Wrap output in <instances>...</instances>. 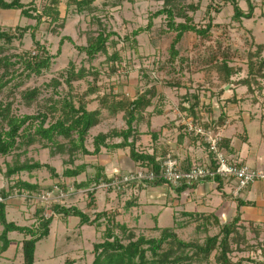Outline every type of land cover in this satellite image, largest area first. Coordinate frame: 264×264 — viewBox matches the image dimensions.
Listing matches in <instances>:
<instances>
[{
	"label": "rangeland",
	"instance_id": "374dc122",
	"mask_svg": "<svg viewBox=\"0 0 264 264\" xmlns=\"http://www.w3.org/2000/svg\"><path fill=\"white\" fill-rule=\"evenodd\" d=\"M21 1L29 3L31 0ZM235 1L245 11L248 10L249 1L254 4L251 20L245 18L242 24L233 19L232 0H183L185 5L192 3L198 6L195 11L186 9L195 24L205 26L211 20L212 28L207 38L199 37L194 32H186L176 46L179 53L172 61L170 45L175 32L167 31L165 15L154 17L153 25L149 29L138 35L133 33L139 28H147L152 14L162 8V1L95 0L90 9L78 13L74 8L67 11L66 0H62L59 9L61 18L65 20L64 24L50 23L45 19L36 32V39L53 56L50 68L39 75L16 76L0 91V100L3 103L11 102L13 113L18 115L49 111V107L55 101L57 110L53 113L54 116L49 111V117L54 118L61 114L64 98L72 95L73 102L77 104V94L86 92L91 84H96L99 92L86 97L90 100L87 105L90 110L98 107L99 100L96 98L98 95L114 94L121 98L122 96L134 98L138 91L154 87L156 93L147 110L156 118L153 119V125L144 123L146 118L139 123L141 145L137 146V149L151 152L156 148L160 153L161 147L166 146L171 156L177 153L180 155L181 147L177 141L184 133L182 126L188 121L191 122L195 116L198 118L201 116L204 118L203 121H207L204 110L208 105L206 103L210 102L216 113H219V106H222L217 98L212 97L213 95L210 97L211 92L215 93L226 85L218 80L216 71H211V76L206 72L210 58L216 56V60L220 61L223 58L222 54L229 49L227 53L232 58L231 66L242 68L233 80L252 78L248 66L249 53H256L259 44L264 46L262 43L264 0ZM41 2L43 0H37V6H40ZM0 22L2 28L8 31H14L17 26L35 24L34 20L21 16L20 11L16 10L0 11ZM101 30L112 32L107 43V53H99L93 59H89L85 52L77 49V46H86L89 39L95 37ZM62 37H70L72 41L65 39L61 44ZM59 48L61 51H58ZM36 50L29 31L22 39L4 45L0 57L11 56V60L14 61L18 59L15 54L23 56ZM115 55L117 57L113 59ZM253 60L257 62L255 66L260 60H264V47L259 55H254ZM19 66L15 67L18 69L17 74L22 71ZM72 67L76 71L84 69L86 77L75 80L70 87L66 78ZM2 71L3 69H0V73ZM54 80H58L61 85L55 86ZM19 82L20 85L16 86ZM33 88H39L40 93L31 105H27L22 93ZM195 96L199 97V104L193 108L195 111L188 119L183 111L184 108L189 109L192 104H197ZM159 110L161 113L157 114ZM102 114L103 122L90 130L86 144L89 150H93L92 140L99 132L126 126L123 112L110 118L107 110ZM120 140V137H114L109 141ZM52 150L50 147H44L43 143L35 142L31 146L23 145L9 155H0V196L2 189L17 179L38 184L42 190L36 194L39 196L38 201L33 198L35 195L31 194L28 197L27 190L22 194L13 190L5 200L8 220L21 225H32L38 220L37 210L42 208L45 216H50L53 214L52 205L59 203L62 206L81 209L91 220L99 213L107 212L114 216L115 222L126 224L133 230L136 237L141 235L158 237L159 228L174 226V218H177L185 224L176 227L182 239L203 241L207 235L218 234L222 224L232 219L225 215L221 217L222 223L212 220L209 224L202 225L200 220H193L194 217L181 215L178 205L173 204L170 215L162 214L166 205L162 203L160 196L150 195L149 187L152 184L131 183L113 189L104 185V182L109 180L96 181V175L101 168L107 179L148 168L140 163H137L136 167L131 163L129 168L131 161L128 158V149L110 151L103 148L100 156L79 152L69 154L67 151L58 152L56 148L54 149L56 152L53 153ZM15 160L38 162L42 167L21 171L7 180L4 177L7 164H14ZM78 167H83L78 175L72 177L62 175L66 168ZM92 190L94 201L89 194ZM106 218H108L106 215L99 218V224H82L79 217L54 214L49 236L37 243L35 264H91L94 258V245L105 239ZM2 230L3 226L0 223V233ZM239 231L246 242L241 243V249L233 244V251L229 254L231 259L233 261L243 259V264H264V227L241 223ZM10 237L12 240L10 247L7 251L0 252V264H22L20 242L24 236L14 232ZM202 264H215L214 257L212 256L211 263Z\"/></svg>",
	"mask_w": 264,
	"mask_h": 264
},
{
	"label": "trees",
	"instance_id": "16d2710c",
	"mask_svg": "<svg viewBox=\"0 0 264 264\" xmlns=\"http://www.w3.org/2000/svg\"><path fill=\"white\" fill-rule=\"evenodd\" d=\"M94 1L95 0H66V9L68 11L70 8H74L76 12L81 13L90 9ZM158 1H162V8L152 14L147 28L135 30L133 32L134 35H138L146 29H149L153 25L154 17L165 15L167 31L175 32V37L170 45V57L172 61L179 53L176 46L186 32H194L199 37L203 38L209 36L212 28V21L210 20L205 26H199L193 22V17L186 11V9L193 11L197 10V5L192 3L185 5L183 4V0ZM36 3L37 0H31L29 3H24L21 0H0V10L20 11L21 16L35 21L34 25L29 24L24 27L17 26L14 31L3 29L0 22V52L4 49V45H9L16 39H22L29 31L37 49L36 52H27L23 56L15 54V57L18 59L14 61L11 60V56L4 55L0 57V69H3L0 73V91L18 75H39L44 70L50 68L53 56L46 47L41 45L36 39V32L45 19H48L50 23L59 25L60 23L61 25L64 24L65 20L61 18V9H59L62 0H43L40 6H37ZM232 3V17L236 22L242 23L243 19H250L253 17L255 7L251 1L248 2L247 11L241 8L237 1L232 0ZM177 18H181L182 20L177 21ZM111 34L112 32L101 30L95 37L89 39L86 46H77V49L85 52L89 59H93L99 53L106 54L108 47L107 43ZM65 39L72 41L70 37H62L60 43L63 44ZM257 49L258 51L256 53H249L251 59L249 58L248 66L252 78L246 77L233 80V78L241 72L242 68L231 66L230 61L232 58L227 53L229 49L222 54L223 58L220 61L216 60V56H212L210 58V63H208L209 66L206 68V72L211 76L210 72L213 70L216 71L218 80L221 83L247 85L251 91L252 85H259L261 88L259 79H264V60H260L258 65L255 66L257 62H254L253 57L254 55L257 56L260 54L263 45L259 44ZM58 51H61V48H59ZM116 57L115 55L113 59ZM211 60L213 61L211 62ZM17 65H20L19 67L22 68L19 74H17L18 69H15ZM85 77L86 74L84 69L76 71L72 67L68 72L66 82L72 87V82L85 79ZM54 81L56 82L55 86L61 85L58 80ZM19 85L20 82L16 84V86ZM221 91H223V88H221ZM98 92V86L96 84H91L86 92L77 94V104L73 102L72 95H69L64 98L61 114L54 118L49 117V111L52 112L53 115L57 110L55 101L53 105L49 107V111L18 115L13 113L11 102L3 103L0 100V155H9L14 150L20 149L23 145L31 146L35 142L43 143L44 147L52 148L53 153L56 151H67L69 154L79 152L82 154L99 155L103 148L110 151L128 149L129 156L134 163H140L154 171H159L161 162L165 160L167 156L157 159L156 154H149L137 149V142L139 141L138 126L146 116L145 113L152 103L156 88H146L144 91H138L134 98L124 96L121 98L114 94L111 96L106 94L101 96L98 95L96 96L99 100L98 107L93 110L88 109L87 105L90 100H87L86 97L89 94ZM39 93V88L27 89L22 93V98L27 105H31L37 99ZM195 99L197 104H192L189 109L184 108V111L189 112L187 113L188 116L194 113L195 110L193 111V108L199 104V97L195 96ZM224 105L223 103L220 107L221 112L216 120L211 116L208 121H203L201 116L199 118L195 116L191 121L194 124H200L206 128H212L217 131L219 125H223L224 122V117L222 116ZM104 110L110 113L109 116H115L117 113L123 112L124 118L126 119V126L121 129L113 128L106 132H99L93 137V150H89L86 144L90 130L103 122L104 116L102 112ZM157 112L159 113L161 111L159 110ZM191 134L199 138L208 148L207 142L201 136L195 135L193 132H191ZM114 137H120L121 140L119 142L109 141ZM222 145L223 142L221 141L220 146L223 148ZM55 148L57 149L56 151L54 150ZM192 165H188L184 169H181L189 170ZM41 167L42 165L38 162L30 163L28 161L19 162L15 160L14 164H7L4 177L10 180L13 175L21 171H31ZM82 169L83 167H78L76 169L66 168L62 175L67 177L76 176ZM102 172L101 168L96 175V181L98 179L109 180V182L113 180V178L107 179ZM215 180L218 181L219 184L224 181L220 177H216ZM145 183H155L156 185L167 183L172 185L163 179L145 181ZM132 184L143 185L144 183L132 182ZM187 186L188 185L183 183L174 187L180 192ZM39 188L38 184L17 179L13 184H8L3 188L0 196V223L3 226V230L0 233V252L3 253L10 247L12 241L10 237L11 233L23 234L24 237L20 242L23 258L22 264H35L37 243L49 236L50 225L53 221L54 214H61L66 217H79L82 224H99V218L105 215L108 217L106 218L105 239L94 245V258L91 264H202L204 262L211 263L212 256L214 257L215 264H243L244 262L243 259L233 261L229 256L233 251V244H236L238 249H241V243L246 242V239L239 231V226L243 223L239 210L231 221L222 224L221 231L218 234L211 236L207 235L203 241L200 239L189 241L182 239L178 235L176 228L185 225L180 220H176L174 226L159 228L160 235L158 237H145L143 235L136 237L133 230L128 228L126 224L115 222L114 216H110L107 212L99 213L95 219L91 220L89 215L81 209L74 206H62L59 203L52 205L53 214L50 216H45L42 208L37 210L38 220L32 225H21L15 221L8 220L7 203L5 200L12 194L13 190H17L18 193L21 194L24 190H27L29 191V195H36L42 192ZM89 194L91 200L94 201V191L92 190ZM242 204H244L243 201H238V205ZM182 215L189 216L190 218L194 217L193 220H200L202 225L209 224L212 220L221 223L215 215L193 212H182Z\"/></svg>",
	"mask_w": 264,
	"mask_h": 264
},
{
	"label": "crops",
	"instance_id": "0c3cea01",
	"mask_svg": "<svg viewBox=\"0 0 264 264\" xmlns=\"http://www.w3.org/2000/svg\"><path fill=\"white\" fill-rule=\"evenodd\" d=\"M243 20L242 24L244 23ZM262 43L264 44V41ZM260 84L261 88L259 85H252L251 91L247 85L226 83L225 86L221 87L223 91L218 87L220 90L210 94V97L213 95L212 97L217 98L221 104H225L222 115L224 122L223 125L218 127V131L222 136L223 150L230 158L238 159L243 164L253 168L264 166V79L260 81ZM206 105L207 107L204 106L206 107L204 110L207 114V121L211 116L216 120L221 112L220 106L219 113H216L210 102L206 103ZM156 113L160 114L161 112ZM183 113H185L187 118L190 117L187 115V111H183ZM145 115L144 123L153 125V119L156 118L153 113L147 110ZM187 125L188 123L186 122L185 126H182L184 133L181 134L177 141L178 146L181 147L180 155L177 153L173 158L179 162L183 169L196 162L209 164L212 158L211 153L199 138L188 132ZM140 140L141 134L139 132ZM139 141L137 146L141 145ZM161 148L160 153L156 148H153L151 152H144L156 154L157 159L171 156L168 154L169 148H166V146ZM100 155L102 153L98 156ZM128 158L131 161L130 164L126 162L127 165L129 164V168L131 163L136 167L137 164L134 163L129 154ZM235 184L234 180L222 181L219 184L215 179L209 178L193 186H187L180 192L167 183L161 186L153 183L149 188H151L150 195L152 197L160 196L162 203H165L166 206L164 207L166 209L162 210V214L167 213L170 215L172 207L178 205L181 215L182 212L210 214L215 215L222 223L221 217L228 215L233 219L239 210L241 221L244 224L264 227V180H257L249 184L241 190L238 196L234 194ZM238 201H243L244 204L238 205ZM176 220L178 219L174 218V224Z\"/></svg>",
	"mask_w": 264,
	"mask_h": 264
},
{
	"label": "built area",
	"instance_id": "2783aa9c",
	"mask_svg": "<svg viewBox=\"0 0 264 264\" xmlns=\"http://www.w3.org/2000/svg\"><path fill=\"white\" fill-rule=\"evenodd\" d=\"M187 130L195 135L201 136L208 144V151L211 153L209 164L195 163L189 170H182L179 162L172 156H167L160 164L159 171L150 168L140 169L129 173H123L115 176L111 182H104L108 188H119L121 185L132 182H145L163 179L174 186L185 183L188 186L194 185L207 178L215 179L220 177L224 181L234 180L236 187L234 194L240 195L242 189L249 184L264 180V166L250 167L243 164L240 160L230 158L220 146L222 136L220 132L212 128H206L200 124H194L188 121ZM102 181V180H101ZM29 194H27L28 196ZM31 195V194H30ZM29 197V196H28ZM38 201L39 196L33 197Z\"/></svg>",
	"mask_w": 264,
	"mask_h": 264
}]
</instances>
